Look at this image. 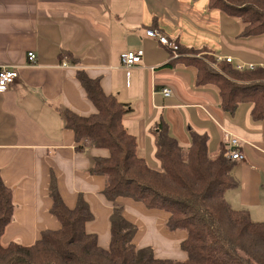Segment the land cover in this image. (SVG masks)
I'll list each match as a JSON object with an SVG mask.
<instances>
[{"label": "crops", "instance_id": "crops-1", "mask_svg": "<svg viewBox=\"0 0 264 264\" xmlns=\"http://www.w3.org/2000/svg\"><path fill=\"white\" fill-rule=\"evenodd\" d=\"M208 2L0 0V65L19 72L16 82L0 92V174L14 189L16 204L3 244L30 245L43 231L61 227L51 212L54 175L68 207L74 208L84 195L95 213L87 228L98 235L101 246L109 247L113 205L103 195L105 176L90 172L94 157L109 152L92 146L78 149L75 132L61 114L65 108L84 115L95 111L77 79L78 70L130 104L124 124L153 168L160 169V162L151 128L161 119L185 150L192 145L191 130L207 135L213 157L227 147L229 136L239 138L245 160H236L233 175L239 184L226 198L233 208L247 209L254 220L264 221V118L252 117L251 104L225 111L215 86L198 85L196 69L175 60L176 48L147 34L155 29L185 47H207L217 58L230 56L264 67V35L242 37L244 23L210 9ZM30 51L37 54L33 63ZM123 51L141 52L142 61L124 67ZM118 204L139 227L133 239L138 247L152 246L160 258L187 257L179 246L187 233L164 227L168 211L128 197H120ZM138 217L145 225L136 222Z\"/></svg>", "mask_w": 264, "mask_h": 264}, {"label": "trees", "instance_id": "trees-1", "mask_svg": "<svg viewBox=\"0 0 264 264\" xmlns=\"http://www.w3.org/2000/svg\"><path fill=\"white\" fill-rule=\"evenodd\" d=\"M209 8L237 17L244 23L242 37L264 35V0H209ZM175 59L193 66L200 86L218 89L221 107L234 113L251 104L254 119L264 118V67L240 70L234 63L218 60L210 49L189 48L176 43ZM216 65V67L214 66ZM77 79L94 104L91 114L61 110L67 128L75 132L78 149L87 146L107 149L95 156L90 172L103 175V195L113 205L110 215V244L104 248L87 225L95 213L84 195L70 208L65 203L56 177L49 188L57 230H45L35 243L3 244L2 237L13 221L14 189L0 174V264H264V221L254 220L247 209H235L226 198L238 186L233 175L236 160L223 145L216 156L208 151V136L191 130L192 145L185 150L171 134L164 119L151 128L155 156L160 169L153 168L138 152V141L124 124L129 103L107 93L100 80L85 70ZM120 197L143 202L150 209L168 211L165 222L171 231H185L181 242L185 259L157 257L152 246L138 247L133 239L139 227L127 219Z\"/></svg>", "mask_w": 264, "mask_h": 264}, {"label": "built area", "instance_id": "built-area-1", "mask_svg": "<svg viewBox=\"0 0 264 264\" xmlns=\"http://www.w3.org/2000/svg\"><path fill=\"white\" fill-rule=\"evenodd\" d=\"M147 34L149 36L158 37L159 41L162 44L168 45L172 48H177V45L175 42L170 41L166 36L162 35L155 29H150L147 31ZM143 55L141 52H134V51H123L121 53V60L122 64L126 68H130L136 63H139L142 61ZM28 59L30 63H33L37 60V54L33 51H30L28 53ZM218 60H224L229 63H234L236 67L240 70L245 69H255L258 67L257 65L251 63H243V62H235L234 59L230 56L227 57H218ZM19 78V72L17 67L10 66V65H0V92L6 91L10 85L16 82V80ZM165 95H170V89L164 90ZM227 147H228V155L231 159L237 160V161H243L245 160V155L240 150V140L237 137L229 136L226 139Z\"/></svg>", "mask_w": 264, "mask_h": 264}, {"label": "rangeland", "instance_id": "rangeland-1", "mask_svg": "<svg viewBox=\"0 0 264 264\" xmlns=\"http://www.w3.org/2000/svg\"><path fill=\"white\" fill-rule=\"evenodd\" d=\"M215 67H216V65H214ZM137 221H140L143 225H145V222H144V220H142L140 217H138L137 219H136V222ZM164 227L166 228V225H165V222H164ZM171 231V230H170ZM173 232H184V231H173ZM185 233V232H184ZM176 245V244H175ZM180 247H181V244L179 245ZM181 249H182V247H181Z\"/></svg>", "mask_w": 264, "mask_h": 264}]
</instances>
